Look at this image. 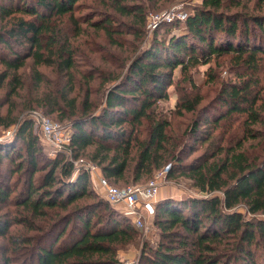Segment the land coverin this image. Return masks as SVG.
Wrapping results in <instances>:
<instances>
[{
	"label": "trees",
	"instance_id": "16d2710c",
	"mask_svg": "<svg viewBox=\"0 0 264 264\" xmlns=\"http://www.w3.org/2000/svg\"><path fill=\"white\" fill-rule=\"evenodd\" d=\"M98 1L89 12L75 14L79 7L83 11L90 6L83 8L78 0H0V64L5 70L0 72V87H6L7 104L0 126L16 121V106L9 99L21 96L18 70L30 58L36 94L24 106L57 114L71 131L73 158H89L110 183L122 186L171 164L166 179L179 169L200 191L211 193L158 200L154 224L164 240L145 257L148 264H264V136L253 127L262 122L264 109V15L226 10L225 0H200L182 23H173L175 32L169 38L154 37L120 65L122 72L103 75L85 63L81 49L92 47L87 38L124 48L123 34L131 33L139 41L138 46L132 44L137 50L146 35L148 6L135 0ZM233 3L238 6L240 1ZM229 54L238 80L221 82V114L211 118L203 117L206 107L196 111L200 94L185 95L177 104L176 115L197 112L185 132L193 143H206L203 154L182 165L186 145L182 148L181 133L171 134V122L157 111L158 102L168 98L175 69L191 82V68ZM39 67L51 71L57 87L49 88L51 81ZM95 92L102 102L99 109ZM241 115L242 135L232 144L234 132L227 136L222 124L230 126ZM250 139H258L250 145L252 151L244 147ZM41 152L28 119L19 123L14 136L0 142V164L6 159L14 172L27 175L18 190L9 185L11 176L0 177V208L13 203L30 213L13 221L1 213L0 237L6 236L10 222L35 231L9 239L24 264H118V250L137 237L129 218L87 187V172L73 176L70 160L39 166ZM0 264H12L3 248Z\"/></svg>",
	"mask_w": 264,
	"mask_h": 264
},
{
	"label": "rangeland",
	"instance_id": "374dc122",
	"mask_svg": "<svg viewBox=\"0 0 264 264\" xmlns=\"http://www.w3.org/2000/svg\"><path fill=\"white\" fill-rule=\"evenodd\" d=\"M78 1L81 3L80 6H83V8L84 6L87 7L90 6V8L89 9L84 8L82 11V8L79 7L78 10L80 11L77 10L75 14H83L84 12H89L87 10H90L91 8L97 7L99 5L98 0H78ZM135 1H139L145 5L147 4L148 6L147 19H146L147 21L146 35L137 50L132 48V44H136L138 46L139 41L133 39L131 33L123 34L124 48L111 47L107 45L105 41H103L102 39L87 38L91 40L92 47H89L90 49H87L85 47L81 49L84 58L87 60V62L85 63L93 64L94 66H96V68L99 69V71L103 75L105 74L112 75V74H116L117 72H122L121 71L122 69L120 70V65L123 64L124 61L131 60L140 50L149 46L152 43L154 37L162 40L169 38L171 34L175 32V27L173 23H176L177 21L179 23H182L186 18V17L183 18L182 15L190 12L193 7L200 5V0H157L156 2H154V0L151 1L135 0ZM233 1L234 0H225L226 10H230V11L242 10L249 12L250 14L254 13V14L264 15V0L262 2L260 0H239L240 4L238 6L233 5L234 4ZM180 26L181 24L178 27ZM75 41L81 42V39ZM232 65H233V59H232V55L230 54L226 56L214 57L207 64H199L188 71L187 75L190 76L191 82L186 81L183 78L184 76L181 74L179 68L174 70L172 76L173 77L172 84L167 87L168 98L158 102L157 111L162 112V114H164L166 118L171 122V127H170L171 134L176 135L181 133L182 135L181 136L182 148H184V146L186 145V147L181 153L182 165L189 164L193 159L203 154L206 148V143H201V142L193 143L195 142V140L192 138L191 135L185 132L188 126L196 118L197 112L194 113L183 112L181 113L182 115H176L177 114L176 112L179 110L177 109V104L181 102L182 97L185 95H188L191 98H193L197 94H200L202 97V101L196 107L197 109L196 111L199 112L200 109L206 107L204 111L205 113H203V117L211 116V118H214L215 116L221 114L224 108L223 109L219 108L220 103L218 102V97H217V93L222 86L221 82L223 81L227 82L229 80L230 81L238 80L236 77V74H238V72L235 68L232 67ZM30 68H31V59L27 58L25 66H23L18 70V74L23 80V86L20 89L21 96L20 97L12 96L9 99L10 103L14 102V105L16 106L15 110L12 111V116L16 117V121L11 126L6 128L0 126V138L1 137L11 138L12 136H14L17 133L19 123L23 122L24 119H28L33 121V132L38 135L39 143L42 147V152L38 158L39 166L49 165V161L54 159H60L64 161L70 160L71 158H73L71 152L70 153L66 151L58 152V153L52 152V148L49 142L46 139H44L39 125H37L35 123V120L33 119V113L38 112L43 116L47 115L46 117L51 119L53 122H57L62 126H67V125L64 122L62 123L58 121L56 113L46 114L40 108L27 109L24 106V101H27L33 95V93L36 94V88H34L30 80ZM39 69L47 73L51 81L48 84L49 88L54 89L55 87L58 86L50 70L44 67H39ZM3 71H5L4 67L0 64V72ZM260 77L262 80L260 84L263 85L264 81H263L262 73ZM92 86L95 87L96 90L97 85L93 84ZM5 92H6V87L3 85L2 87H0L1 115H4L7 110V104L4 103ZM77 92H79L80 95L82 94V90H79ZM262 93L264 94V89ZM99 96L100 95L98 92L93 93V100L95 101L96 109H99L102 106V102L99 100ZM257 104H260V101H258ZM242 117H244V115H241V117H235V121H233L232 125L230 126L228 125V123L222 124L223 128L227 129L226 131L227 136L230 137L231 133L234 132L231 139V142H233L232 144L236 143V139L240 136V134L242 135V127H241ZM261 120L262 122L255 123L253 127L255 133L260 134L262 138L264 136V109L261 111ZM13 140L14 139H12L11 141ZM3 141L4 140H0V142ZM257 141L258 139L246 140L244 142V147L245 148L248 147L249 150L252 151L250 145L251 144L255 145ZM224 143H227V141H225ZM20 145L21 142H18L17 146ZM73 160L75 162L74 166L76 164L77 167L83 162L91 161L89 158L85 156L75 159L73 158ZM168 165L170 168L171 164ZM97 170L98 173L104 177V175L102 174V172L98 167ZM1 172H3V174H1ZM157 172L158 171H154L153 174L150 175L149 177L144 176L142 179L138 181V183L135 184L145 185L149 180H151L154 177V175ZM42 173L43 170L41 169V171L39 170L34 174V177ZM4 176H6V178L8 176H11L10 180H8V183L10 186H12L13 189L16 187V189L18 190L19 188L22 189L25 186L24 182L27 176L26 173L24 172L22 173V171L14 172L13 169H11L10 164L7 162L6 159H3L2 163L0 164V177H4ZM89 181H91V177ZM89 181L87 187L89 188V185L92 186L96 194L99 197H102L101 192L98 190V188L92 183V181L91 182ZM110 181L120 186L125 185L122 182H115L113 180ZM127 184L129 185L132 183H127ZM161 190L162 191L165 190L163 192V195L159 198V200L161 201L167 199L185 198L187 196L207 197L211 195V193L200 191L197 188V186L193 184V180L188 178L187 175H183V173L180 172L179 169L175 171V174L172 178L169 179H166V177L164 178ZM215 193L221 194V192H215ZM12 194H14V192ZM238 209L241 212L245 213V210L242 206H240ZM1 213H5L4 218L8 219L9 221H13L15 218H18L19 216L25 217L30 215V213L24 210L21 206H17L13 203L2 206L0 208V214ZM36 222H38V219L36 220ZM147 223L150 225V231L146 233H143L141 229L136 228L134 226L137 232V237L134 242L127 244L126 246H123L122 249L118 250L117 252L118 253L117 257L119 260L118 264L124 262L127 259L132 260L133 264H148L145 261V257L152 256L154 249L158 246L159 242L163 241L164 239L161 238L159 229L154 224V216L151 217L150 219H147L146 224ZM31 234H36V233L35 231L29 230L26 227V225L14 224L10 222L6 236L0 237V248L6 249L8 251V255L11 257L12 264H24L26 261L22 260L19 252L14 250L15 246L13 243L9 242V239L11 237L16 238ZM14 238L12 239V242L14 241Z\"/></svg>",
	"mask_w": 264,
	"mask_h": 264
},
{
	"label": "built area",
	"instance_id": "2783aa9c",
	"mask_svg": "<svg viewBox=\"0 0 264 264\" xmlns=\"http://www.w3.org/2000/svg\"><path fill=\"white\" fill-rule=\"evenodd\" d=\"M182 16L185 18L186 14ZM33 119L39 125L44 139L49 142L53 153L71 152L69 148L71 131L68 126L53 122L38 112L33 113ZM70 161L72 162L73 176L80 171L87 172L104 200L129 218L132 225L141 229L143 233L150 231V225L146 224V221L154 216L155 205L160 198V191L168 170L167 166L158 171L145 185L129 184L119 187L109 183L105 177L101 176L93 162H83L77 167L76 164L74 166L73 158ZM120 264H133V261L127 259Z\"/></svg>",
	"mask_w": 264,
	"mask_h": 264
},
{
	"label": "water",
	"instance_id": "95a60500",
	"mask_svg": "<svg viewBox=\"0 0 264 264\" xmlns=\"http://www.w3.org/2000/svg\"><path fill=\"white\" fill-rule=\"evenodd\" d=\"M8 139L7 137H1L0 140ZM169 168V165L167 166V169Z\"/></svg>",
	"mask_w": 264,
	"mask_h": 264
},
{
	"label": "crops",
	"instance_id": "0c3cea01",
	"mask_svg": "<svg viewBox=\"0 0 264 264\" xmlns=\"http://www.w3.org/2000/svg\"><path fill=\"white\" fill-rule=\"evenodd\" d=\"M164 191H165V190H163V191L161 190V191H160V197L163 195V192H164Z\"/></svg>",
	"mask_w": 264,
	"mask_h": 264
}]
</instances>
